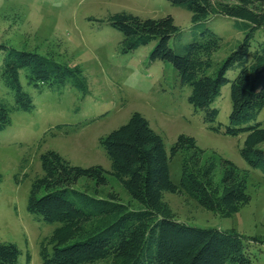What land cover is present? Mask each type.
<instances>
[{"label":"trees","instance_id":"1","mask_svg":"<svg viewBox=\"0 0 264 264\" xmlns=\"http://www.w3.org/2000/svg\"><path fill=\"white\" fill-rule=\"evenodd\" d=\"M192 13L193 37L180 51L170 45L181 32L172 15L143 18L127 11L113 13L109 22L124 34V53L156 41L152 60L171 62L182 84L191 87L189 102L205 113L210 128L227 135L245 134L242 157L264 171V39L254 46L256 31L264 28V0H169ZM216 15L236 19L244 38L215 66L214 53L222 37L208 22ZM6 50L0 76L13 91V103L0 99V131L12 123V114L35 107L24 89L21 73L40 91L44 86L62 88L68 83L87 91L80 65L59 61L35 50ZM238 70L230 79L228 72ZM231 83L232 111L229 123H218L219 109L212 106L223 87ZM59 125L58 129H63ZM112 165L83 167L61 153L41 155L43 175L32 183L28 210L47 222H60L41 242L43 264H253L245 236L236 229L203 228L176 218L165 199L166 192L188 193L204 208L231 217L251 201L249 170L215 153L207 155L195 137L179 135L170 152L161 134L141 113L100 138ZM183 153L179 183L172 180L170 161ZM115 176L139 204H125L117 194L103 197L75 185L81 178L97 186ZM3 176L0 174V189ZM22 250L10 241H0V264H19ZM30 260V254H28Z\"/></svg>","mask_w":264,"mask_h":264},{"label":"rangeland","instance_id":"2","mask_svg":"<svg viewBox=\"0 0 264 264\" xmlns=\"http://www.w3.org/2000/svg\"><path fill=\"white\" fill-rule=\"evenodd\" d=\"M121 11L143 18L172 15L181 28L170 41L177 51L193 37L192 13L169 0H0V72L6 53L1 45H7L80 65L88 86L83 91L68 83L62 88L44 86L40 91L28 83L24 71L21 73L35 107L13 112L12 123L0 131V241L20 247L19 264H43L41 242L60 222H47L28 210L33 180L44 173L42 153L55 150L75 165H102L110 171L111 161L100 138L139 112L162 135L168 152L179 135L187 134L196 138L207 155L215 153L249 170L251 201L231 217L204 208L186 192H166L165 199L176 218L190 225L236 229L245 236L253 264H264V171L242 157L240 149L246 135L232 136L210 128L204 121L205 113L189 102L191 87L182 84L174 65L150 58L156 41L124 53V34L108 20ZM235 22L227 15H216L208 22L222 37V46L213 55L214 67L244 38ZM263 39L264 28H260L254 46ZM237 73L230 70L228 76L233 79ZM0 99L14 100L13 91L1 76ZM212 106L220 111L217 122L227 125L232 111L231 83L223 87ZM258 121H264V109ZM59 125L64 126L62 130ZM260 147L264 148V142ZM182 160L180 152L170 161L175 183L181 179ZM108 178L103 186L81 178L75 188L94 196L98 190L106 198L114 193L123 203L139 206L115 176L108 173Z\"/></svg>","mask_w":264,"mask_h":264}]
</instances>
